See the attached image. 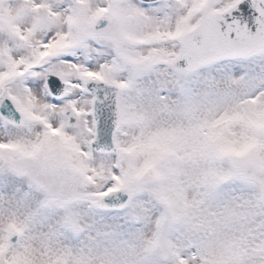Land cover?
Instances as JSON below:
<instances>
[{
  "label": "snow or ice",
  "instance_id": "6c2138e0",
  "mask_svg": "<svg viewBox=\"0 0 264 264\" xmlns=\"http://www.w3.org/2000/svg\"><path fill=\"white\" fill-rule=\"evenodd\" d=\"M0 264H264V0H0Z\"/></svg>",
  "mask_w": 264,
  "mask_h": 264
}]
</instances>
